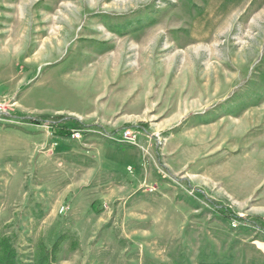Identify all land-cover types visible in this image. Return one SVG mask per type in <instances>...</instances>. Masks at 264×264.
Returning a JSON list of instances; mask_svg holds the SVG:
<instances>
[{"label": "rangeland", "instance_id": "1", "mask_svg": "<svg viewBox=\"0 0 264 264\" xmlns=\"http://www.w3.org/2000/svg\"><path fill=\"white\" fill-rule=\"evenodd\" d=\"M0 71V264H264V0H0Z\"/></svg>", "mask_w": 264, "mask_h": 264}, {"label": "built area", "instance_id": "2", "mask_svg": "<svg viewBox=\"0 0 264 264\" xmlns=\"http://www.w3.org/2000/svg\"><path fill=\"white\" fill-rule=\"evenodd\" d=\"M7 113H8L7 106L0 102V116H6V115H8ZM71 137L74 140H81L82 139V134L80 132H74V133H72ZM121 139H122V143H124L126 145L137 146V143H138V140H139V134H138V132H136L135 130H133L131 128H126L122 132ZM244 225L246 227L247 226L251 227L249 222H245ZM241 226H242V224H240L239 222H236V221L231 223V227L234 230L240 228ZM262 230H264V229H262ZM263 233H264V231H263Z\"/></svg>", "mask_w": 264, "mask_h": 264}, {"label": "trees", "instance_id": "3", "mask_svg": "<svg viewBox=\"0 0 264 264\" xmlns=\"http://www.w3.org/2000/svg\"><path fill=\"white\" fill-rule=\"evenodd\" d=\"M30 122L31 124H38L37 121H34V120ZM47 126H49L53 134H55L59 138H69L72 134V131L70 130V128L58 122H48ZM259 228L263 229L262 227H259Z\"/></svg>", "mask_w": 264, "mask_h": 264}, {"label": "crops", "instance_id": "4", "mask_svg": "<svg viewBox=\"0 0 264 264\" xmlns=\"http://www.w3.org/2000/svg\"><path fill=\"white\" fill-rule=\"evenodd\" d=\"M216 1H219V0H216ZM229 1V0H228ZM232 1H235V2H238L239 0H232ZM0 73H1V71H0ZM5 79H6V82H8V78H6L5 77ZM5 79H3V81L5 80ZM0 81H2L1 79H0ZM2 85V86H1ZM0 86H1V88H4V91L3 92H0V101L2 100H5V99H8L9 97H12L13 96V94H14V92L11 90V88H10V86L9 85H7V84H5L4 82H3V84H1ZM230 195H231V197L233 198V195L231 194V193H229Z\"/></svg>", "mask_w": 264, "mask_h": 264}]
</instances>
